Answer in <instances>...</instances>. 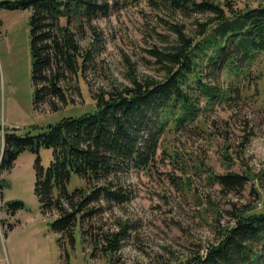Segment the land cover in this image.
<instances>
[{
    "label": "trees",
    "instance_id": "16d2710c",
    "mask_svg": "<svg viewBox=\"0 0 264 264\" xmlns=\"http://www.w3.org/2000/svg\"><path fill=\"white\" fill-rule=\"evenodd\" d=\"M147 2L154 9L192 18L195 27L189 31L185 24H171L170 38L161 37L167 46L149 51L159 78L131 75L129 85L98 92L89 85L94 112L35 127L23 136L4 137L0 173L11 171L22 152H33L40 207L50 217L57 215L53 230L71 243L77 228L85 239L86 229L95 225L106 204L123 205L130 200L127 184L133 171L149 175L168 159L186 176L187 171L178 167L184 158L171 148L169 138L200 123L215 106L235 107L248 94L256 76L253 67L264 54V0L242 7L233 0ZM0 7L33 10L35 108L57 112L67 106L75 82L85 79L100 53L95 21L109 14V0H6ZM89 34L96 43L82 47L80 42ZM258 75L264 78V71ZM42 149L53 151L48 167L42 163ZM208 173L225 194H240L251 181L247 173ZM75 175L83 183L70 191ZM170 178L179 183L178 176ZM13 204L14 209L23 207L20 202ZM234 208L230 212L234 222L219 226L218 238L206 252L165 264H264V210L256 211L255 205ZM123 235H104L103 250L116 252ZM99 239L94 237L96 245Z\"/></svg>",
    "mask_w": 264,
    "mask_h": 264
},
{
    "label": "rangeland",
    "instance_id": "374dc122",
    "mask_svg": "<svg viewBox=\"0 0 264 264\" xmlns=\"http://www.w3.org/2000/svg\"><path fill=\"white\" fill-rule=\"evenodd\" d=\"M233 1L239 7L263 2ZM109 5V14L95 21L100 53L85 79L75 82L70 103L57 112L47 107L37 110L34 105L33 10L0 7V162L5 134L23 136L35 127L92 113L96 109L92 90L129 85L131 75L159 78L161 73L149 51L167 46L161 37L170 38L171 24H185L189 31L195 28L192 18L154 9L147 0H109ZM95 40L89 34L80 44L84 47ZM259 61L253 67L256 76L248 94L240 97L235 107L215 106L200 123L169 138L171 148L185 161L178 167L188 174L182 177L168 159L149 175L133 171L127 184L130 200L123 205L106 204L95 225L86 229L85 239L80 228L73 243L53 230L57 215H46L35 195L36 155L29 150L22 152L11 171L0 173V264L177 262L206 252L218 238L219 226L234 222L230 214L234 206L255 205L256 211L264 210V78L258 75L259 70L264 71V54ZM41 158L48 167L53 151L42 149ZM208 171L247 173L251 181L240 194H225ZM171 175L178 176L179 183H172ZM82 183L75 175L68 189L73 191ZM16 202L23 207L14 209ZM120 232H124L120 248L107 254L104 235ZM97 235L98 245L93 241Z\"/></svg>",
    "mask_w": 264,
    "mask_h": 264
}]
</instances>
